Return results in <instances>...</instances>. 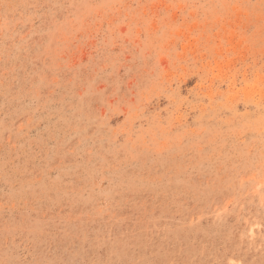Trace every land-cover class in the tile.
I'll list each match as a JSON object with an SVG mask.
<instances>
[{"label": "rangeland", "instance_id": "rangeland-1", "mask_svg": "<svg viewBox=\"0 0 264 264\" xmlns=\"http://www.w3.org/2000/svg\"><path fill=\"white\" fill-rule=\"evenodd\" d=\"M0 264H264V0H0Z\"/></svg>", "mask_w": 264, "mask_h": 264}]
</instances>
